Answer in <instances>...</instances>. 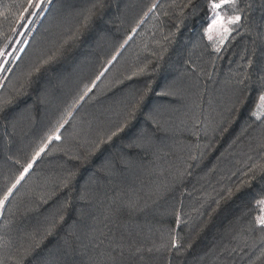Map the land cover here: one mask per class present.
I'll return each instance as SVG.
<instances>
[{"label": "trees", "instance_id": "trees-1", "mask_svg": "<svg viewBox=\"0 0 264 264\" xmlns=\"http://www.w3.org/2000/svg\"><path fill=\"white\" fill-rule=\"evenodd\" d=\"M31 1L0 0V264H264V0Z\"/></svg>", "mask_w": 264, "mask_h": 264}, {"label": "rangeland", "instance_id": "rangeland-1", "mask_svg": "<svg viewBox=\"0 0 264 264\" xmlns=\"http://www.w3.org/2000/svg\"><path fill=\"white\" fill-rule=\"evenodd\" d=\"M38 0H32L31 3L33 5L37 4ZM224 8L221 9H217L215 12V16L214 18L211 20V22L209 23V25L206 28V33L208 35V37L210 39H212L215 43L220 44L224 38L226 37L227 32L224 31L225 28H227L229 30V26L230 23H228L229 19L231 18V13L230 11L227 10V7H229L228 5H224ZM36 6L31 7L30 9H34ZM27 17V14L25 15V18ZM213 21H217V23H213ZM23 23V21H22ZM24 26H26V23H24L23 28L22 29H18L16 31V35H18L17 41L21 35V33L23 32ZM8 56V51L5 50L0 54V63L2 64V62L5 60V58ZM108 83V80L105 81L104 84ZM264 96V95H262ZM118 109H121V107H117L115 109V112L118 111ZM124 109V108H123ZM123 109H121L119 111V115H114L115 112L105 121L104 123V128H103V132H101V130H99L98 125L96 124V120L95 118H92V115H87L84 113V115L79 118L76 119L72 122L71 125V130H70V140L71 143L72 142H80L82 144H87L89 145L90 141L96 137V135L101 134V135H107L108 133H110V131H112V129L114 128V126L120 122V120L122 119V117L124 115L120 114L122 113ZM95 114V113H94ZM97 114V113H96ZM264 114V106H262V102L259 99L258 104L256 105V107L254 108L253 111V115L254 116H260ZM95 116V115H94ZM52 147L55 150H63L65 149V146L62 144L61 141L56 142L54 141L52 143ZM52 148V149H53ZM190 147L185 146L184 149H189Z\"/></svg>", "mask_w": 264, "mask_h": 264}, {"label": "snow or ice", "instance_id": "snow-or-ice-1", "mask_svg": "<svg viewBox=\"0 0 264 264\" xmlns=\"http://www.w3.org/2000/svg\"><path fill=\"white\" fill-rule=\"evenodd\" d=\"M227 2H228V0H222V3H227ZM222 3H213V4L211 5V7H212L214 10H215V9H219V8L222 6ZM33 6H39V5H33L31 2H29V7H33ZM25 11H27V9H25ZM239 20H240V17L237 16V17H235L234 19H229V20H228V23H230V24H235V23L238 22ZM213 23L215 24V23H217V21H213ZM224 31L227 32L228 29L225 28ZM260 100H261V102H262V106H264V96H261V97H260ZM50 139H51V138H50ZM56 139H59V137H56ZM43 151H44V149L41 148V149H40V152H43ZM40 152H37L36 155L39 156V155H40ZM28 167L30 168V167H31V164H29ZM25 171H27V168L25 169ZM17 183H19V180L17 181ZM14 187H15V185H13V188H14ZM9 193H11V189H9ZM7 199H8V196L5 195L4 200H7ZM2 203H3V201H0V204H2ZM258 223H260L261 225H264V217L258 218Z\"/></svg>", "mask_w": 264, "mask_h": 264}]
</instances>
